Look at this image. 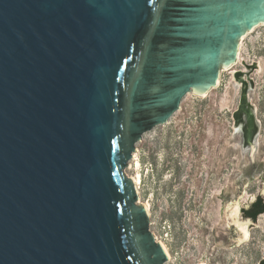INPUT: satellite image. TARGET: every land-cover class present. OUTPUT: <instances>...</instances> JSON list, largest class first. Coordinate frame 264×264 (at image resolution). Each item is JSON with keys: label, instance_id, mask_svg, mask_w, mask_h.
<instances>
[{"label": "water", "instance_id": "95a60500", "mask_svg": "<svg viewBox=\"0 0 264 264\" xmlns=\"http://www.w3.org/2000/svg\"><path fill=\"white\" fill-rule=\"evenodd\" d=\"M263 23L264 0H0V264H166L124 170Z\"/></svg>", "mask_w": 264, "mask_h": 264}, {"label": "rangeland", "instance_id": "374dc122", "mask_svg": "<svg viewBox=\"0 0 264 264\" xmlns=\"http://www.w3.org/2000/svg\"><path fill=\"white\" fill-rule=\"evenodd\" d=\"M240 45L239 63L221 72L219 85L203 97L187 94L166 124L142 136L136 163L124 170L139 176V203L147 204L149 229L169 252L166 264H257L264 258V213L256 220L242 213L257 197L264 201V26ZM246 65L253 87L240 96L232 72H245ZM247 94L258 121L253 157L244 114L233 117ZM236 205L235 222L229 212ZM238 222L246 224L247 239H239Z\"/></svg>", "mask_w": 264, "mask_h": 264}, {"label": "bare ground", "instance_id": "6f19581e", "mask_svg": "<svg viewBox=\"0 0 264 264\" xmlns=\"http://www.w3.org/2000/svg\"><path fill=\"white\" fill-rule=\"evenodd\" d=\"M262 26H264V23L262 24ZM254 29H252L250 32H252ZM250 32H248V34ZM241 40H243V38H241ZM241 40H240V42H241ZM239 47H241V45ZM239 47H238L239 50H237V56H236L235 64L237 62V59H238V62L237 63H239V61H240V49L241 48H239ZM231 67L225 66L224 68H221L219 70V78L217 79L216 85H219L220 76H221L220 73L222 71L229 70ZM246 67L247 68H246V71L245 72H241V71H233L232 72V76L235 75V80L236 81L238 80L237 83L240 84V86H241L240 87L241 88V94H240V96H242L244 94V91L247 92L248 89H250V88L253 87L250 84V80H252V78L251 79L249 78L250 77V71H251V67L252 66L248 68V66L246 65ZM243 75H244V78L242 77ZM206 94H207V92L205 94L200 95V97H203ZM248 98H249L248 97V94L247 95H244V98H243V100H244V106H242V108H240V101H239L238 107H237L235 113L233 114V116H234L235 119H237L239 113L242 112L244 114V135H245V141H246L247 146L249 147V154H250L251 157H253V155H255L254 153H255V150H256V146H257L256 145L255 134H253V131H254L255 128H257L258 121H257V119L255 117V110H254V108H249L248 107ZM248 126H249V128H248ZM251 128L253 130H251ZM245 152H247V151H245ZM136 161H137L136 160V154L134 153L133 154V158H132V162L136 163ZM130 165H131V163H130ZM132 178H133L132 180L134 182V185H135V187H136V189L138 191L139 176L138 175H135ZM143 205H144V208L146 209V211L148 212V206H147V204L144 203ZM237 213H238V206L236 205L229 212L232 220H234V221L236 220ZM237 226L239 227V230L241 231L240 234H239V239L240 240L247 239V236H248V233L247 232L248 231L246 229V224L245 223L238 222ZM239 242H241V241H239ZM160 244L163 247V250L165 251V253H166L167 257H168V261H169L170 257H169V252H168L166 246L162 242H160Z\"/></svg>", "mask_w": 264, "mask_h": 264}, {"label": "trees", "instance_id": "16d2710c", "mask_svg": "<svg viewBox=\"0 0 264 264\" xmlns=\"http://www.w3.org/2000/svg\"><path fill=\"white\" fill-rule=\"evenodd\" d=\"M243 216L252 220L264 213V201L257 197L246 209H242ZM257 264H264V258Z\"/></svg>", "mask_w": 264, "mask_h": 264}, {"label": "flooded vegetation", "instance_id": "af4514ba", "mask_svg": "<svg viewBox=\"0 0 264 264\" xmlns=\"http://www.w3.org/2000/svg\"><path fill=\"white\" fill-rule=\"evenodd\" d=\"M242 41V40H241ZM220 75H221V73H220Z\"/></svg>", "mask_w": 264, "mask_h": 264}]
</instances>
